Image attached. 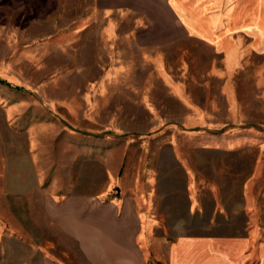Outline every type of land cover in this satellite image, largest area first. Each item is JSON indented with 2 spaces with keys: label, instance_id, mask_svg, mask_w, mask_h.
Segmentation results:
<instances>
[{
  "label": "rangeland",
  "instance_id": "1",
  "mask_svg": "<svg viewBox=\"0 0 264 264\" xmlns=\"http://www.w3.org/2000/svg\"><path fill=\"white\" fill-rule=\"evenodd\" d=\"M7 1L0 0V160L32 151L43 188L78 178L101 188L109 172L117 176V155L121 180L142 181L149 169L178 171L175 159L184 158L217 171L219 191L234 200L247 187L248 204L232 213L249 233L261 231L250 256L259 259L264 0H185L202 34L189 37L175 33L183 18L167 0H117V44L80 32L101 24L89 18L92 0H55L56 17L38 26L35 0L14 2L20 10ZM212 19L225 26L215 30ZM132 26L148 28L142 43L126 34ZM41 28L53 33L35 32Z\"/></svg>",
  "mask_w": 264,
  "mask_h": 264
},
{
  "label": "crops",
  "instance_id": "2",
  "mask_svg": "<svg viewBox=\"0 0 264 264\" xmlns=\"http://www.w3.org/2000/svg\"><path fill=\"white\" fill-rule=\"evenodd\" d=\"M18 1L8 0V8L20 10L13 4ZM35 1L31 9L36 26L56 17L52 13L57 11L55 0ZM184 1L167 0L183 18L175 33L202 36L198 20L191 18ZM91 2L89 18L101 24L84 25L80 32L95 31L107 43L117 44L121 30L117 0ZM212 23L215 30L225 26L224 19L220 23L212 19ZM145 30L132 26L126 34L140 42ZM120 157L117 176L112 171L108 174V186L91 187L88 180L78 178L77 184L72 179L68 185L53 182L43 188L36 154H4L7 161L0 160V264H264V241L257 249L260 258L250 259L261 231L249 233L246 224L234 222L232 211H243L248 204L246 186L239 187L234 200L233 195L219 191L217 171L196 169L180 157L175 159L178 171L149 169L143 181L137 176L121 180ZM13 160L15 169L9 164ZM11 193L16 201L10 200Z\"/></svg>",
  "mask_w": 264,
  "mask_h": 264
},
{
  "label": "trees",
  "instance_id": "3",
  "mask_svg": "<svg viewBox=\"0 0 264 264\" xmlns=\"http://www.w3.org/2000/svg\"><path fill=\"white\" fill-rule=\"evenodd\" d=\"M0 81H1V82H3V83H5V82H6L5 80H2V79H1Z\"/></svg>",
  "mask_w": 264,
  "mask_h": 264
}]
</instances>
